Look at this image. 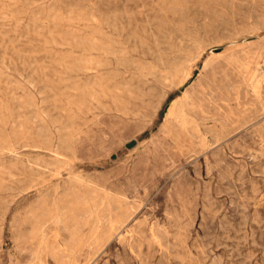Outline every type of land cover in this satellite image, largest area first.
Listing matches in <instances>:
<instances>
[{"label": "rangeland", "instance_id": "rangeland-1", "mask_svg": "<svg viewBox=\"0 0 264 264\" xmlns=\"http://www.w3.org/2000/svg\"><path fill=\"white\" fill-rule=\"evenodd\" d=\"M0 264H264V0H0Z\"/></svg>", "mask_w": 264, "mask_h": 264}, {"label": "bare ground", "instance_id": "bare-ground-1", "mask_svg": "<svg viewBox=\"0 0 264 264\" xmlns=\"http://www.w3.org/2000/svg\"><path fill=\"white\" fill-rule=\"evenodd\" d=\"M55 14V13H54ZM87 22H89V21H87ZM91 23V22H90ZM107 23V22H106ZM94 30V29H93ZM113 36V35H112ZM139 36V35H138ZM134 37V36H133ZM76 38V37H75ZM154 39V38H153ZM134 42V41H133ZM154 42H155V40H154ZM59 47V46H58ZM118 50V49H117ZM95 51V50H94ZM121 51V50H120ZM119 51V52H120ZM102 52V51H101ZM116 60V59H115ZM124 61V60H123ZM78 62V61H77ZM100 66V65H99ZM133 66V65H132ZM136 67V66H135ZM75 68H77V67H75ZM70 70V69H69ZM81 70H82V68H81ZM85 71V70H84ZM200 72H201V70H200ZM140 73V72H139ZM189 75V74H188ZM217 77V76H216ZM209 78H211V77H209ZM198 79V78H197ZM199 80V79H198ZM204 80V79H203ZM205 81V80H204ZM211 81V80H210ZM217 81V80H216ZM215 81V82H216ZM192 82H194V81H192ZM201 82V81H200ZM208 82V81H207ZM182 83V82H181ZM203 83V82H202ZM194 84V83H193ZM181 85V84H180ZM195 85V84H194ZM201 85V84H200ZM205 86V85H204ZM125 87V86H124ZM201 87V86H200ZM214 87V86H213ZM197 89V88H196ZM211 89V88H210ZM193 90V89H192ZM212 90V89H211ZM236 90V89H235ZM188 91V90H187ZM22 92H23V90H22ZM189 92V91H188ZM194 92H195V90H194ZM202 93H203V91H202ZM207 95V94H206ZM189 96V95H188ZM194 96V95H193ZM211 97V96H210ZM216 100H217V98H216ZM215 100V101H216ZM192 104V103H191ZM208 105V104H207ZM208 107V106H207ZM175 108V107H174ZM183 108H184V106H183ZM206 111H207V109H206ZM185 112H186V110H185ZM196 112V111H195ZM194 112V113H195ZM191 113V112H190ZM188 114V113H187ZM2 117V116H1ZM177 117V116H176ZM175 119V118H174ZM176 120V119H175ZM178 120V119H177ZM11 126V125H10ZM191 127V126H190ZM189 129V128H188ZM180 132V131H179ZM180 134V133H179ZM206 135V134H205ZM14 136V135H13ZM183 136V135H182ZM63 137V136H62ZM17 145V144H16ZM55 148V147H54Z\"/></svg>", "mask_w": 264, "mask_h": 264}]
</instances>
